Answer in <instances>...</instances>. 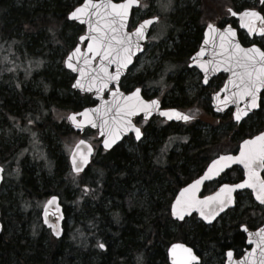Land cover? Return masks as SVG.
I'll use <instances>...</instances> for the list:
<instances>
[{
	"label": "trees",
	"instance_id": "16d2710c",
	"mask_svg": "<svg viewBox=\"0 0 264 264\" xmlns=\"http://www.w3.org/2000/svg\"><path fill=\"white\" fill-rule=\"evenodd\" d=\"M216 1L236 10L255 8L240 0ZM16 2L0 0V44L13 42L16 54L22 59L24 56L41 59L42 66L32 70L30 79L34 77L42 82L39 88L33 89L29 79L22 80L25 74L20 68L10 71L8 65L0 62V163H4L7 172L16 166L20 171L18 183L11 185L10 194L6 191L11 201L0 203L3 224L0 264H168L167 249L178 242L203 255L209 252L223 257L226 250L234 249V241L240 242L242 225L256 229L264 222V210L256 205L245 209L238 217L231 214L235 209L228 212V222L225 219L219 227L216 223L206 227L195 216L182 223L171 219V203L183 186L200 177L218 154L236 152L242 140L264 130L262 113L233 127L231 115H214L210 103H187L180 94L185 91L180 75L170 81L181 97L172 98L164 105L186 112L192 110L191 105H201L212 119V124L208 125L213 128L208 134L198 128V119L186 125H162L155 120L146 129L142 142L126 139L109 153H98L91 167L81 176H75L66 155L58 153L59 145L50 141L51 137L65 141L73 132L65 122L53 121L51 116L53 109L60 113L70 109L78 112L91 99L75 93V96L70 95L73 77L63 70L47 72L46 68L52 51L61 46L67 48L69 44L73 47L79 36L82 28L69 22L67 16L83 0H44L33 3L32 9L25 3L18 6ZM198 7L197 16H193L191 7L176 13L178 18L180 14L188 16L186 20L178 19L183 21L186 31L182 33L183 30L177 28L180 41L173 47V54L179 56L178 62L168 60L161 64L163 69L177 64V74L182 70L190 72L186 67L202 38L201 20L219 27L233 23L226 12L217 16L213 9L205 8V0H198ZM227 17L230 20L226 22ZM39 37L44 38V46L40 54H35L33 46ZM240 40L243 45L247 44L242 35ZM128 76L121 86L125 92L153 82L141 76L128 81ZM221 80L217 78L214 82ZM170 81L167 80V89L172 86ZM12 82L13 90L9 87ZM211 84L199 91L205 96L206 92L211 94L219 89ZM57 89L63 94H57ZM222 121H227L231 127L218 132L214 125ZM32 137L41 143L45 157L36 161L27 152L15 161ZM178 144L181 150L175 151ZM28 162L40 168V175L28 167ZM241 179L238 168L222 177L223 182L228 183ZM215 189L216 185L206 187L204 194ZM50 195L60 197L66 219L71 215L73 221L72 227L65 223L64 236L59 240L41 223L40 205ZM99 243L105 245V251L98 247Z\"/></svg>",
	"mask_w": 264,
	"mask_h": 264
},
{
	"label": "snow or ice",
	"instance_id": "6c2138e0",
	"mask_svg": "<svg viewBox=\"0 0 264 264\" xmlns=\"http://www.w3.org/2000/svg\"><path fill=\"white\" fill-rule=\"evenodd\" d=\"M259 3L264 4V0H259ZM133 6L139 7L140 0H123V2L118 3L113 2V0H83L82 5L76 7L68 17L88 26L87 34L79 37L80 42L87 41V53L82 52L81 47L76 46L67 55L65 61L69 69L74 72L79 71L81 76V79H77L73 87L89 92L95 88L97 95L108 89L113 97L111 102L105 101L100 108L85 109L84 112L79 113L80 116L84 117L81 122L77 121L76 114L69 116L68 119L77 128H82L84 123L91 124L94 128L99 127L100 134L105 137L103 140L105 149L111 148L124 133L130 131L134 132L135 139L140 140L141 130L133 124L132 117L137 113H143L146 119L153 111H159V101H145L140 96L139 88L130 95H125L120 92L118 86L109 87L113 82L118 83L122 70L132 63L135 51L141 49L139 41L146 38V29L153 24L154 20L158 21L157 17L145 19L135 27L134 32L125 31L130 9ZM228 12L232 16L238 15L232 9H228ZM239 19L240 27L246 29L249 36L259 35L264 39V14L254 9L245 10L239 13ZM207 28V39L204 43L206 45L211 43L214 50L213 60L198 59L205 54V49L201 48L196 56L192 57V61L205 73V84L208 82L209 66H211V71H218L223 67L224 71L232 73V79L229 80V85L235 89L231 93L232 102L238 104L240 101H244V107H237L234 114L235 120L239 122L242 117L248 115L251 109L261 106L259 93L261 89H264V50L255 44L249 48L241 47L235 29L230 26L221 31L220 28L210 23ZM217 37L219 38L218 44ZM96 57L100 58L99 69L91 67ZM81 59L89 71H86L84 67H77ZM111 64L116 65L114 73L108 70V66ZM85 76L88 77L86 89L85 83H82ZM218 96L219 94H217ZM227 102L228 98L225 97L221 103ZM91 113L99 115V125ZM159 114L169 120L175 118L189 121L192 119L191 116L175 110L159 111ZM81 145L87 148V152L81 150ZM91 153V145L80 140L72 154L75 172L79 173L83 170V165L89 162ZM77 156L80 159L79 164L77 163ZM233 163L243 165L247 179L237 184H223L213 195L203 198L197 195L204 181L218 176ZM260 170H264V132L252 139L245 140L238 156L224 155L213 160L202 176L180 191L172 205V215L183 220L185 214L191 215L192 211L195 210L205 221L211 223L220 212L234 202L233 193L237 189L245 188L251 189L256 200L264 205V178L260 177ZM0 172H3L2 168H0ZM54 201L55 197L48 203L51 204ZM47 216L48 213L45 211V223H48ZM49 227L53 228L57 236L60 235L57 225L49 224ZM244 230L247 231V228L245 227ZM255 235L258 239L256 241L250 240V243H256L257 248H259L258 264H264V228H261ZM98 247L103 249L105 245L99 243ZM169 252L172 257V264H194L198 261V257L193 254L192 249L184 244H173ZM254 253L255 249L249 253L248 258L251 264H257V257ZM228 257L231 259V251L228 252Z\"/></svg>",
	"mask_w": 264,
	"mask_h": 264
},
{
	"label": "rangeland",
	"instance_id": "374dc122",
	"mask_svg": "<svg viewBox=\"0 0 264 264\" xmlns=\"http://www.w3.org/2000/svg\"><path fill=\"white\" fill-rule=\"evenodd\" d=\"M42 1L44 0H24L23 3L27 5V8L32 9L35 6L34 4H39ZM240 1L250 6L258 7V0H240ZM23 3H20L19 0H17L16 2L18 6H20V4H23ZM189 7H191V9L193 10V16H197V14L200 11L199 10L200 7H198V0H142V8H139L133 13L132 22L134 25H137L138 23H140L146 15L156 14L157 16H159L160 20L151 31V34L149 37V42H150L149 46L147 47L145 53L139 58L136 66L130 71L129 76H128L129 78L127 79L128 81L129 80L131 81L134 77L141 76L143 78L145 77V78H149L153 80V82L148 83L146 87H143L144 92L150 97L159 98L160 100L164 101V103H170V99L172 98L178 99L179 97H181L179 96V93H177V87L175 86V84L172 82V80L170 81V79H173L177 75H180L182 77V85L185 91L184 93H180V94L184 96V99L186 100L187 103H211L212 93L210 94L208 91V93L206 92L207 94L205 93V96H204L203 92L199 91V90H202V85H201L200 77L198 75L199 73L196 70L189 69L188 67H186L187 70L190 72H187L186 70H182L180 74H177L179 73L177 72L178 70L177 64L168 66L169 68L167 67L166 69L165 68L163 69V67H161V64L167 63L168 60L178 62L177 59H179V56L173 54V47L180 41L178 30L179 31L183 30L182 33L186 31L185 28L183 27V23H182L183 21L180 22L178 19L181 18L182 20H186L188 16L184 17V15L180 14V17L178 18V17H175V15L177 12H179V10L181 12V10H186V8L188 9ZM205 8L213 9V11L216 13L217 16L226 12L225 6L217 2L216 0H205ZM32 15L33 13L30 12L29 16H32ZM199 23L201 27H204L205 19H203V21L201 20ZM177 28L179 29L177 30ZM171 30L173 31V33L170 32ZM83 32L84 30L81 29L79 35H81ZM16 34L19 35V32H16ZM241 35L246 39V42L251 43L248 37L246 36V34L241 33ZM68 36L70 35L67 32L66 37ZM77 37L78 35L76 36L74 40L73 47L71 46V44H69V46L67 45L68 47H70V49L68 47L65 48L64 46H61V47H58V49L50 53L49 55L50 62L46 68L47 72L52 70V72L60 73V70L61 71L63 70L66 73H68L69 76L72 75L70 72H67L64 69V61L68 53L74 48ZM256 41L260 42L261 45H264V39L261 38ZM36 43L37 44L33 46L34 53L40 54V51H41L40 48L44 46V38L43 37L37 38ZM12 44L13 42H9L6 44L5 43L0 44V62L8 65L7 69L10 71H16V69L20 68V70L23 71L25 74V77L22 80L29 79L28 83L33 89L39 88L42 80L38 79L37 81V79L36 78L34 79V77L30 79V76L32 75V70H35L42 66V63H43L42 60L39 58L35 59L33 56H27V57L24 56V58L22 59L20 55L16 54ZM188 63H189V59H188ZM46 76L50 77L51 75H49V73H46ZM60 80L61 79H59V83H60ZM167 80L170 81L172 85L169 89L166 88ZM62 83H64V80ZM211 85H213V87L218 86V88H221V86L217 82H214ZM9 87L12 90L15 89L13 82L9 84ZM20 87L21 86H19V89ZM42 87L44 89V85H42ZM135 87L136 86H134L133 88ZM164 88L166 89L164 90ZM56 93L59 95L63 94L61 93L60 89H57ZM74 93L78 94L72 89H70V95L75 96ZM190 107L192 108V110L190 109L188 113L194 116L196 119H198V121H200L198 128L204 131L205 134H208L209 131H211L213 128V126L208 125V123L212 124L211 123L212 119L208 115V111L204 110V108H202L201 105L199 106L197 104L191 105ZM71 112H73L71 109L66 110L62 113L58 111L55 112L53 109L51 118L53 121L63 123L65 122V118L67 117V115ZM232 126L235 127V124L233 122H232ZM214 127H216L215 130H218V132H223L227 130L228 128H230L231 125L228 124L227 121H222L221 123H217L216 125H214ZM50 135L53 136L52 133H50ZM36 137H39L38 133ZM79 139H80L79 135L77 134L75 135L74 133H72L66 137L65 141H60L58 138L54 139L52 137L50 138V141L52 144H54L53 141H56V143L59 145L58 153H60V155H62V152L65 155H68L72 147L74 146V144ZM87 139L90 142H92L96 147L99 145L97 142H95V139H96L95 133H88ZM61 146L63 148H61ZM180 150H181V145L180 144L176 145L175 151H180ZM27 152H29V154H31V156L36 161H38L41 157H45V151L44 149H42L41 143L33 137L31 138V141H29L26 144V147L20 150V152L17 154L15 158V161H17V159H19L23 154H26ZM2 164L4 165V163ZM28 167L31 169H34V173L37 176L39 173H41V171L39 170L40 168L36 165H30V162H28ZM19 174H20V171L18 167L16 166V167H13L9 172H7L6 178L7 180H11L13 183L17 184L19 180L18 179ZM12 182L6 181L4 183V189L2 190V195H5L6 191L8 192V190L11 189ZM10 200L11 199H9L7 196L1 197V202L10 201ZM42 204L43 203L39 205L42 206ZM253 205L254 203H251L249 201L247 194H244L242 195V201L237 204V207L231 214L233 216L238 217L239 215H241V213L245 209ZM227 215L228 213L223 217L222 220L220 219L216 223L218 227L222 224V222L225 219H226L225 221L228 222ZM69 217L68 219H66V223L68 227H72L73 221L71 219V215ZM222 262L223 260L221 256H214L213 254H210L209 252L205 253V264H222Z\"/></svg>",
	"mask_w": 264,
	"mask_h": 264
},
{
	"label": "water",
	"instance_id": "95a60500",
	"mask_svg": "<svg viewBox=\"0 0 264 264\" xmlns=\"http://www.w3.org/2000/svg\"><path fill=\"white\" fill-rule=\"evenodd\" d=\"M113 2H114V1H113ZM122 2H123V1H122ZM116 3H118V2H116ZM81 5H82V4H81ZM81 5H80V6H81ZM78 7H79V6H78ZM137 8H139V7H137V6H133V7L130 9L129 18H128L127 25H126V29H125V31H127V32H130V33H131V32H134V31H135V29H134L133 31H128V26H129V22H130V19H131V15H132L133 10H135V9H137ZM245 10H253V9H245ZM245 10H243V11H245ZM254 10L259 11L258 9H254ZM233 11H234V10H233ZM243 11H239V12H237V13H238L237 16H232V15L230 14L233 18H235V20L238 21L239 30H240V31H244V32L246 33V35L248 36V38L251 39V40L254 39V38H261L259 35L249 36V35L247 34L246 29H243V28L240 27L239 13H241V12H243ZM235 12H236V11H235ZM259 12H260V11H259ZM261 14H262V13H261ZM68 17H69V15H68ZM148 19H152V18H148ZM68 20L71 21V22H75V23H77V24H79V25L84 26V27H85V32H84L83 35H86V34H87V32H88V26H87L86 24H80L78 21H73V20H71V19H69V18H68ZM143 21H144V20H143ZM143 21H142V22H143ZM142 22H141V23H142ZM157 22H158L157 20H154L153 24L150 25V26L146 29V32H145V37H146V38L143 39V40H141V41H139V43H140V45H141V49L138 50V51H135V54H134L133 57H132V63L129 64L125 69L122 70V73H121V76H120V79H119L118 83H117V82H113L112 84L109 85L110 88H112V87H114V86H118L120 92L124 93V92L121 90V88H120L121 81H122V80L128 75L129 70L135 65L136 59H137L138 57H140V56L144 53V51H145V47H146L147 44H148V36H149V34H150V31H151L152 27H153ZM139 24H140V23H139ZM139 24H138V25H139ZM138 25H137V26H138ZM207 25H208V24H207ZM213 25H214V24H213ZM137 26H136V27H137ZM229 26L232 27L233 29H235V31H236V33H237V40L239 41L241 47L249 48V47H252V46H253V45H250V46H243L242 43H241V41L239 40L238 30H237L236 28H234L231 24H228V25H226L225 27L220 28V29H221V31H223L225 28H227V27H229ZM216 27H217V26H216ZM217 28H219V27H217ZM207 32H208V28H207V26H206L205 29H204V32H203V39H202V42H201V44H200V47H199L198 51L193 55V56H196V54L200 51V49H201V48H204V49H205V54H204V56L198 58V59H201V60H203V61H210V60H213V51H214V50H213V48H212L211 43H209V44H207V45L204 43L205 39H207V36H206ZM84 43H86V44H85V48L82 49V44H84ZM218 43H219V38L217 37V44H218ZM86 45H87V41H85V42H80L79 39H78V44H77V46L81 47V50H82V52H84V53H87V47H86ZM255 45H256L257 47H260V46L257 45V44H255ZM260 48H261V47H260ZM261 50H263V49L261 48ZM193 56H192V57H193ZM192 57L190 58V63H189L188 66H189V68H195V69H197V70L200 72V74H201L202 77H203V85H204V86H207V85H208L213 79L217 78V77H218L219 75H221V74H224V75L227 76V79H226V81H225L223 87H222L219 91H217L216 93L212 94V96H211V109L213 110V113H214V114H216V115H225L228 111L232 110V118H233V122L236 123L237 125H239V124L243 123L246 119H248V117H250L251 115H253L254 113H256V112H258V111L260 110V107L255 108V109H251V110L248 112V115H247V116L242 117V119H241L239 122H237V121L235 120V118H234V114H235V112H236V110H237V107H240V108H243V107H244V101H240L238 104L232 102V99H233V98H232V96H231V93H232L233 91H235V89L232 88L231 85H229V80L232 79V73H231V72H226V71H224L223 67H221L218 71H211V66H209V67H210V71L208 72V82L205 84V83H204V75H205V73L202 71V69H200L196 64L193 63V61H192ZM66 58H67V57H66ZM96 60H97V62L95 63ZM65 61H66V59H65ZM73 62H74V63H77L76 61H73ZM64 67H65V69H66L67 71L71 72V73L75 76V80H74V82H73V85L76 83V80H77V79H81V76H80L79 71H75V72L72 71L71 69H69V68L66 66V63H65V62H64ZM77 67H78V68H79V67H84V68L86 69V71H89L88 67L84 65L82 59H81V60L79 61V63L77 64ZM91 67H92V68H95V69H99V67H100V58H99V57H96V58L93 60V62H92V66H91ZM108 70H109V72L114 73V72L116 71V65H115V64H111V65H109V66H108ZM93 74H94V73H93ZM87 79H88L87 76H85V77L82 79V83H85V89L87 88ZM73 85H72V88H73L76 92H79V93L82 94V95H85V94L93 95V99L97 101V104H96L94 107H89V108H85V109H96V108H100L101 105L104 104L105 101H107V102H111V100L113 99L111 93H110L108 99H104V98H103V94H104V92H105V91H108V89H105L100 95H97L95 88H94L91 92H89V91H87V90H81L80 88L73 87ZM226 85L228 86L227 88L225 87ZM136 89H137V88H136ZM136 89H135V90H136ZM139 89H140V96L143 98V96H142V89H141L140 87H139ZM135 90H133V91H135ZM263 90H264V89H261V91H260V93H259V96H261ZM133 91H132V92H133ZM132 92H131V93H132ZM131 93H128V94H127V93H124V94H125V95H130ZM217 94H219L218 97H217ZM225 97L228 98V102H227V103H221L222 101L225 100ZM143 99H144V98H143ZM144 100H145V99H144ZM153 100H157V101H159L157 98H156V99H153ZM145 101H147V100H145ZM150 101H151V100H150ZM85 109H84V110H85ZM218 109H222V110H219V111H218ZM84 110H82L81 112H84ZM169 110H175V111H177V112H180V113L186 114V113H184V112H182V111H180V110H178V109H175V108L161 110V102L159 101V111H169ZM159 111H153L152 114H151L150 116H148L146 119L144 118V114H143V113H137L135 116L132 117V122H133V124H135V123H134L135 118L140 117V116H143V118H144L145 120H150V119H152L154 116H158V117H161V118L165 119L167 122H170V123H188V122H190V121L192 120V119H191V120H189V121H184V120H177V119H175V118L169 120V119H167V117L161 116V115L159 114ZM81 112H79V113H81ZM79 113H71L69 116H71V115H73V114H76V119H77V121H78V122H81V121L84 120V117H83V116H80ZM91 115H92V117L96 120L97 124L99 125V123H100V117H99V115H97L96 113H91ZM109 115H111V114H109ZM186 115H187V114H186ZM69 116H68V117H69ZM68 117H67L68 125H69V126H70V127L76 132V133H78V134L83 135V134L85 133V131L88 130V129L93 130V131H97V132H98V138L102 139L101 148L104 149V150H106V151H111V150H113L115 147H117L119 144H121V143L123 142V140H124L126 137L130 136L131 134H133L134 137H135L134 132H131V131H130V132L124 133V134L121 136V139H119L118 141H116V143L113 144L111 148H109V149H105V148H104V145H103V140L105 139V137L102 136V135L100 134V129H99V127H95V128H94V127L91 126V124L84 123L82 128H77V127L72 123V121L68 119ZM135 125H136V124H135ZM136 127H138V126H136ZM140 130H141V129H140ZM263 132H264V131H263ZM141 133H142V131H141ZM259 134H260V133H259ZM259 134H258V135H259ZM254 137H255V136H254ZM252 138H253V137H252ZM252 138H248V139H252ZM142 139H143V134H142L140 140H137V139H135V140H136L137 142H140ZM248 139H246V140H248ZM80 140H84V141L86 142L87 145H91V147H92V153H91V155L89 156V162H88L87 164L83 165V170H82L81 172L77 173V172H75L74 169H73L72 154H73V152L75 151L76 145L79 143ZM80 140H79V141L73 146V149H72L71 154H70V156H69V164H70L71 170H72V172H73L74 174H82V173L88 168V166L90 165L91 160H92L93 155H94V147L92 146V144L89 143V142H88L87 140H85V139H80ZM244 141H245V140H244ZM244 141H242V142L240 143L239 148H238V151L236 152V154H223V153H221V154H220L218 157H216L215 159H218L220 156H224V155L238 156L239 153H240V148H241V146L243 145V142H244ZM81 150L84 151V152H87V148H86L84 145H81ZM215 159H214V160H215ZM212 161H213V160H212ZM212 161H211V162H212ZM211 162H210L208 165H210ZM77 163H78V164L80 163L79 156H77ZM207 167H208V166H207ZM207 167H206L205 171L207 170ZM234 167H238V168L241 169V171H242V173H243V180L247 179L246 170L244 169L243 165L238 164V163H233V164H231L229 167L225 168V169H224V170H223L218 176L213 177L211 180H206V181H204V183H203V185L201 186L200 191L197 193V195H198L200 198H203L204 196H202V194H203V191H204V189H205V186H206V185H209V184H211V183H214V182H216V181H218L219 178H220L223 174H225V173L228 172L229 170L233 169ZM0 168H2V167L0 166ZM205 171H204V172H205ZM204 172H203L200 176H202V175L204 174ZM262 172H263V170H260V172H259V175H260L261 178H262ZM2 180H3V172H0V186H1ZM243 180H242L241 182H243ZM192 182H193V181H192ZM192 182H191V183H192ZM241 182H239V183H241ZM191 183H189V184H191ZM189 184H188V185H189ZM223 184H228V183H223ZM223 184L219 185L218 188H217L213 193H211V194H209V195H213L215 192H217V191L219 190V188H220ZM236 184H237V183H236ZM188 185H186V186H184L183 188H181L180 191H181L182 189H184L185 187H187ZM230 185H231V184H230ZM180 191L175 195V198H174V200H173V202H172V204H171V207H170V214H171V218H172V220L175 221V222H177V223H182V222H184L186 219H189V218H191L192 216H196L197 219H198L203 225H205L206 227H210V226H212V225H213V224H214V223H215L220 217H222L225 213H227L228 211H230V210H232V209H234V208L236 207V196H237V194L243 193V192H245V191H250V192L252 193V190H251V189H248V188H245V189H237V190L233 193L234 202H233L232 204H230L229 206H227L222 212L219 213V215L216 216V218H215L214 220H212L211 223H209L208 221H205V220L200 216V214H199L197 211H195V210L192 211L191 215H187V214H185V217H184L183 220H180V219H178L177 217H175L174 215H172L171 208H172V205L175 203V199H176V197L179 195ZM209 195H206V196H209ZM252 195H253V198H254V201L256 202V204L264 208V205L260 204L259 201L256 200L255 195H254L253 193H252ZM53 197H55V201H54L53 203L49 204L48 202L51 201V200L53 199ZM45 211H47V213H48V216H47L48 223H45V222H44V221H45ZM64 220H65L64 208H63V205L61 204V200H60V198H59L58 196H56V195H52V196H50V197L47 199L45 205H44L43 208H42V211H41V221H42L43 226H44L46 229L50 230L52 236H53L55 239H57V240L62 239L63 236H64ZM49 224L57 225V226H58V229H59V231H60V235H59V236H57V235L55 234L53 228L49 227ZM245 227H246V226H242V227L240 228V231L243 232V233L246 235V237H247V245L250 246L251 248L246 252V254H245L241 259H235V257H234V252L231 251V250H229V251L232 252V257H231V259H229V257H228V252H229V251H228V252L226 253L225 264H251V261H250V259H249L248 257H249V253H252L254 249H255V253H254V255H255V257H257V264H258L259 248H257L256 243H250V240H251V241H256V240L258 239V237H257L255 234H256L261 228H264V225H262V226H261L260 228H258L256 231H250L247 227H246V228H247V231H245V230H244ZM1 231H2V224H1V221H0V233H1ZM173 244H177V243H173ZM173 244H171V245L169 246L168 250H167V260H168V263H169V264H172V257H171V255H170L169 250H170V248H171V246H172ZM180 244H184L186 247L191 248L192 251H193V254L196 255V256L198 257V261H197V262H194V264H201V262H202L201 256H200L199 254H197V253L195 252V250H194L192 247L188 246V245L185 244V243H180ZM104 249H105V248H103L102 250L104 251Z\"/></svg>",
	"mask_w": 264,
	"mask_h": 264
},
{
	"label": "flooded vegetation",
	"instance_id": "af4514ba",
	"mask_svg": "<svg viewBox=\"0 0 264 264\" xmlns=\"http://www.w3.org/2000/svg\"><path fill=\"white\" fill-rule=\"evenodd\" d=\"M175 5V4H174ZM141 6H142V0H141ZM176 6V5H175ZM250 8V7H249ZM257 8H259L260 10H261V12L264 14V4H260L259 3V0H258V7ZM228 9H233V8H231V7H227V11H228ZM251 9H255L254 7H251ZM234 10H236V9H234ZM236 11H240V10H236ZM228 15H230V14H228ZM150 17H158L159 18V16H157L156 14H152V15H146L143 19H146V18H150ZM231 17V16H230ZM173 18V17H172ZM142 19V20H143ZM159 20H160V18H159ZM159 20H158V22H159ZM230 19L227 17L226 19H224V21H229ZM234 20V19H233ZM235 21V20H234ZM228 23H226V25H227ZM235 25L237 26V23L235 22ZM176 27H177V25H176ZM202 37H203V34H202ZM201 42H202V38H201V41H200V43L198 44V48H199V46H200V44H201ZM84 47V46H83ZM198 48L195 50V52L193 53V54H195L196 52H197V50H198ZM192 54V55H193ZM191 55V56H192ZM190 56V57H191ZM190 59V58H189ZM195 70V69H194ZM197 71V70H196ZM198 72V71H197ZM199 73V72H198ZM199 75V77H200V80H201V85H202V88H205V86L203 85V77H202V75L199 73L198 74ZM220 79H222L221 80V82L219 81L218 83H219V85L220 86H222L223 84H224V81H225V76H220L219 77ZM215 80H213L212 82H214ZM211 82V83H212ZM211 83H209L208 85H210ZM128 93V92H127ZM109 95H110V92L109 91H105L104 92V94H103V98L104 99H107L108 97H109ZM142 95H143V97L145 98V99H147V100H151V99H153V98H155V97H150V96H148L145 92H144V89H143V92H142ZM85 96H88L90 99H91V102L87 105V106H85V107H83V109L84 108H87V107H93V106H95L96 105V103H97V101H95L94 99H93V96L92 95H85ZM162 101V100H161ZM260 104H261V106H260V110H259V112H257V113H262V117H264V91H263V93L261 94V99H260ZM162 108H167V106H165L164 105V101H162ZM82 110V109H81ZM80 110V111H81ZM263 111V112H262ZM77 112V111H76ZM256 113V114H257ZM255 115V114H254ZM155 120H158L162 125H166L167 123L164 121V120H161V119H153L151 122H146V121H144L142 118H139L138 120H137V123L139 124V126L141 127V129H142V131H143V133H144V138H145V135H146V129L148 128V126H150L152 123H154V121ZM76 135V134H75ZM128 139H132L133 141H134V137L133 136H130ZM144 140V139H143ZM99 141V139H95V142H98ZM99 152V153H105L104 151H102V150H98V149H96V152ZM5 169V171H7V169H6V167L4 168ZM6 174H7V172H6ZM262 177L264 178V170H263V172H262ZM242 180H243V174H242ZM241 180V181H242ZM6 181H8V182H12L11 180H7V178H6V175H5V179H4V183L6 182ZM12 184L14 185V183L12 182ZM4 189V184H3V186H2V189H1V193H0V203H1V197L2 196H7L8 197V195L10 194V190H13L12 189V187H11V189L10 190H8V192H9V194H7V193H5V195H2V190ZM13 194V193H12ZM15 194V193H14ZM244 194H247V196H248V199H249V201L251 202V203H254L255 204V202H254V198H253V195L250 193V192H244V193H241V194H239L238 196H237V203H238V201L240 200V202L242 201V195H244ZM12 196V195H11ZM239 199V200H238ZM11 201V200H10ZM262 209V208H261ZM251 231H255V230H251ZM2 233V232H1ZM0 233V234H1ZM240 233L242 234V238H241V240H240V242H235L234 241V249H228V250H233V252H234V254H235V258L236 259H240V258H242L244 255H245V253L247 252V250H249L250 249V247L247 245V237H246V235L243 233V232H241L240 231ZM227 251V250H226ZM226 251H225V253H224V255H223V257H222V260H223V262H222V264H224V261H225V254H226ZM201 256H202V258H203V264H205V254H204V256H203V253H200L199 251H197Z\"/></svg>",
	"mask_w": 264,
	"mask_h": 264
}]
</instances>
